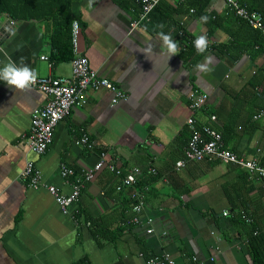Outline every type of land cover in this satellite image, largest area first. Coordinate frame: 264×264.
<instances>
[{
  "label": "crops",
  "instance_id": "crops-1",
  "mask_svg": "<svg viewBox=\"0 0 264 264\" xmlns=\"http://www.w3.org/2000/svg\"><path fill=\"white\" fill-rule=\"evenodd\" d=\"M160 1L173 7L185 2ZM238 1L264 5V0ZM71 9L81 25L77 55L86 56L91 68L120 87L128 100L113 106L110 92L88 91L57 126L46 154L37 155L27 138L34 113L48 97L36 88L20 91L0 81V264H148L164 254L176 264H196L194 258L199 264H255L249 246L254 231L263 236L256 246L264 258L262 182L251 179L255 189L248 194L250 185L235 165L204 161L176 168L190 138L188 94L193 89L209 95L206 107L195 114L197 122L207 124L210 116H216L212 126L225 133L227 147L257 158L264 166V117L253 119L257 111L248 84L255 63L261 65L263 59L234 61L211 47L196 58L197 51L181 43L179 55L169 59L158 32L145 25L131 30L135 5L72 0ZM207 11L224 15L228 7L224 0H209ZM174 19L185 23L184 41L197 35H205L210 44L230 39L222 29L209 38L207 25L197 23L200 17L194 13ZM0 22L7 30L0 37V67L9 60L23 61L40 76L72 77L73 24L52 19L14 21L7 15L0 16ZM148 42L154 45L151 60L137 50ZM69 45L73 59L56 61ZM206 56L213 57L212 71L202 73L196 65ZM84 131L98 142L95 150L75 145ZM101 152L125 170L136 166L144 173L135 186L121 191L119 177L107 169L98 173L82 190L77 219L62 213L47 188L34 189L22 177L31 160L44 186H56L67 194L72 184L63 181L62 168H72L79 176L98 162ZM149 168L157 174L149 173ZM136 191L145 200V210L140 214L142 222L129 225L127 221L136 216L132 204ZM257 206L261 212L251 219L248 212ZM149 219L153 223L148 224ZM92 220L97 227L90 226ZM151 227L154 233L148 234Z\"/></svg>",
  "mask_w": 264,
  "mask_h": 264
},
{
  "label": "built area",
  "instance_id": "built-area-1",
  "mask_svg": "<svg viewBox=\"0 0 264 264\" xmlns=\"http://www.w3.org/2000/svg\"><path fill=\"white\" fill-rule=\"evenodd\" d=\"M137 9H133L136 17L131 22V30L134 31L151 20V14L156 9L160 0H135ZM228 10L235 13L240 19L246 21L253 29L258 30L264 36V15L257 10H250L246 5L241 4L238 0H224ZM191 14L195 10L190 11ZM12 24H15L12 22ZM180 26L184 27L185 23L180 22ZM81 35V25L79 21H74L72 25V45L75 58L72 61V77L70 78H53L40 76L36 70L38 80L32 88H36L43 92L47 97V103L38 109L32 118L31 133L27 138L29 149L37 154H46L54 141L55 130L57 126L68 119L76 105L84 100V96L88 91L106 90L112 94V105L116 106L121 101H127L128 95L117 85L108 79L99 76L97 71L90 66L89 59L86 56L77 55ZM194 40H188V44H193ZM43 60L46 58L43 57ZM189 109L191 116L187 120V126L190 130V138L184 152V159L176 163V168H184L191 162L219 161L224 164H231L239 167L248 175L258 181L264 180V166H262L257 158H247L239 155L224 144V137L221 131L212 126L217 122V117L210 116V122L200 125L195 114L206 107L209 95L200 90H191L188 94ZM264 117V110L254 115L257 121ZM75 145L79 148L93 151L97 148L98 142L94 140L88 132H82L81 136L75 140ZM109 170L115 176L121 179L118 191L126 187H133L138 179L143 175L144 171L139 167H129L127 170L118 166L115 161L108 159L106 152H101L98 162L91 168L84 170L81 175L77 176L72 168L64 167L61 170L63 181L70 185L72 191L65 193L56 186H44L42 183V174L33 161H28L22 173V177L26 179L30 186L34 189L45 187L54 196L62 213L77 219L81 211L78 209V202L81 197L82 190L87 183L93 182L98 173L103 170ZM149 173L156 175L155 168H149ZM73 179L70 182L69 179ZM134 201L133 211L136 216L127 221L129 225H137L142 222L140 214L145 210V200L136 191L132 194ZM228 215L227 212L224 213ZM247 222H252L248 219ZM153 223L151 219L148 224ZM148 234L154 233L151 227L147 229ZM258 232L256 231L255 235ZM194 258V262H197ZM214 260L213 258L211 259ZM148 264H176V261L169 255L164 254L155 256L148 261Z\"/></svg>",
  "mask_w": 264,
  "mask_h": 264
},
{
  "label": "trees",
  "instance_id": "trees-1",
  "mask_svg": "<svg viewBox=\"0 0 264 264\" xmlns=\"http://www.w3.org/2000/svg\"><path fill=\"white\" fill-rule=\"evenodd\" d=\"M71 1L72 0H0V16L7 15L14 21L52 19L58 22V24H70L69 26H71L75 20L71 9ZM208 1L209 0H185L184 3L177 7H173L164 1H160L151 14L150 22H147L145 26L152 32H159L161 29L158 26L163 24L164 28L162 30L165 34L170 33L175 41L181 43V45L186 48L193 47L192 49L190 48L193 50L195 49L194 45L191 43L188 44V40L184 41V27L179 26L180 23H177L174 17L178 14H186L191 10H195L194 14L196 17H208V21L205 24L208 27L209 38L214 37L218 29L224 30L230 38L226 43L210 44L209 47H211L214 52L220 55H228L234 59V61H240L242 58L249 57L255 63L256 60L263 59L261 65L255 63L257 65L255 67L256 71L248 82L249 86L252 88L251 96H253L252 100L255 102L254 109L258 113L259 111L264 110V36L261 32L253 29L246 21L240 19L230 10L224 15H218L212 12L208 13ZM117 2L122 7L130 8L134 5L137 7L135 0H117ZM246 7L250 10H257L264 15V5L247 4ZM177 24H179L178 27L176 26ZM189 54L192 56L193 52H189ZM195 57L201 58L202 55L196 54ZM72 59V45H69L65 55H60V53H58L56 57V61L59 62L71 61ZM239 96L241 95H238V97ZM223 137L224 144L227 147L225 133L223 134ZM242 173V179H244L247 184L251 183V179L253 180V178H251L245 171ZM145 182L146 181H142V183ZM261 182L262 186L260 190L261 194L264 195V180ZM249 185V188H247L248 194L255 189L252 184ZM132 204H134V201ZM259 209L260 206H257L253 209V213L248 212V217L251 219L256 218V214L260 211ZM242 217L243 216H239L238 220L242 219ZM245 219L243 221H245ZM90 226H96L95 220L90 222ZM96 233L100 235V232L96 231ZM255 233L256 232L254 231L249 240L253 260L255 264H264L262 252L258 250V246H256L257 242L263 239V236L260 233L255 235Z\"/></svg>",
  "mask_w": 264,
  "mask_h": 264
},
{
  "label": "clouds",
  "instance_id": "clouds-1",
  "mask_svg": "<svg viewBox=\"0 0 264 264\" xmlns=\"http://www.w3.org/2000/svg\"><path fill=\"white\" fill-rule=\"evenodd\" d=\"M208 21L207 16H202L197 21V23ZM161 31L158 32V36L162 41V46L166 50L169 59L174 55H179V44L174 40L173 36L165 34L163 32L164 25L161 24L158 26ZM194 47L197 51V54L204 55L210 46V41L205 35H197L193 41ZM142 53L146 59L151 60V57L155 54L154 45L151 42L146 43L145 47L142 49H137ZM213 63V57L206 56L205 62L202 64L196 65L198 71L202 73H209L212 71L210 65ZM38 77L34 74L32 68L21 61L20 64L9 60L0 67V81H3L10 88H14L20 91L31 90V88L36 84Z\"/></svg>",
  "mask_w": 264,
  "mask_h": 264
},
{
  "label": "water",
  "instance_id": "water-1",
  "mask_svg": "<svg viewBox=\"0 0 264 264\" xmlns=\"http://www.w3.org/2000/svg\"><path fill=\"white\" fill-rule=\"evenodd\" d=\"M6 27H2V24L0 22V37H2V35H4L6 33Z\"/></svg>",
  "mask_w": 264,
  "mask_h": 264
}]
</instances>
